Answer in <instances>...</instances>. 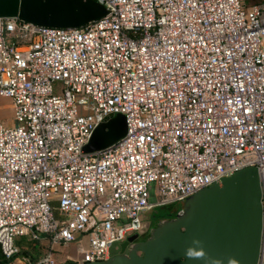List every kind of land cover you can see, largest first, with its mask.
<instances>
[{
    "label": "built area",
    "instance_id": "built-area-1",
    "mask_svg": "<svg viewBox=\"0 0 264 264\" xmlns=\"http://www.w3.org/2000/svg\"><path fill=\"white\" fill-rule=\"evenodd\" d=\"M94 1L105 13L76 27L0 17V264L54 263L19 256L17 236L84 235L79 263L106 259L145 212L248 166L264 264V3ZM117 113L124 134L84 152Z\"/></svg>",
    "mask_w": 264,
    "mask_h": 264
},
{
    "label": "water",
    "instance_id": "water-1",
    "mask_svg": "<svg viewBox=\"0 0 264 264\" xmlns=\"http://www.w3.org/2000/svg\"><path fill=\"white\" fill-rule=\"evenodd\" d=\"M104 13L94 0H0V17L17 16L40 26L76 27ZM124 131V115L117 113L93 129L82 150L106 147ZM176 204L172 216L157 220L145 238L132 234L110 244L106 259L84 264L256 263L261 209L254 166L237 170Z\"/></svg>",
    "mask_w": 264,
    "mask_h": 264
},
{
    "label": "crops",
    "instance_id": "crops-1",
    "mask_svg": "<svg viewBox=\"0 0 264 264\" xmlns=\"http://www.w3.org/2000/svg\"><path fill=\"white\" fill-rule=\"evenodd\" d=\"M1 106L6 108L10 116L7 122L0 114V122L9 124L11 121V107L7 98L0 97ZM14 243L19 249V256H28L31 259H40L46 255L53 258V264H80V249L86 245V237L83 235L71 241L67 246L53 245L50 246L47 238L39 237L38 239L31 240L26 236L15 237Z\"/></svg>",
    "mask_w": 264,
    "mask_h": 264
},
{
    "label": "rangeland",
    "instance_id": "rangeland-1",
    "mask_svg": "<svg viewBox=\"0 0 264 264\" xmlns=\"http://www.w3.org/2000/svg\"><path fill=\"white\" fill-rule=\"evenodd\" d=\"M246 1V0H245ZM249 3H264V0H247ZM247 1H246V3H247ZM2 104H1V102H0V114L2 115V117L5 119L6 118V120H7V122L9 121V119H10V116H9V114H8V111L6 110V108H4V107H2L1 106ZM150 200H152V198L150 197L149 198ZM175 206H177V204H174V205H166V206H160V207H156V208H153L152 210H150V211H147V212H145L144 213V215H143V218H144V220L146 221V222H149L152 218H151V214H152V212H157V213H160V214H163L164 216H172V209H173V207H175ZM156 224V223H155ZM155 224L153 225V226H155ZM152 226V227H153ZM151 227V228H152ZM147 232H149V230L147 231ZM146 232V233H147ZM146 234H143L142 236H139V238H145L146 236H145Z\"/></svg>",
    "mask_w": 264,
    "mask_h": 264
},
{
    "label": "trees",
    "instance_id": "trees-1",
    "mask_svg": "<svg viewBox=\"0 0 264 264\" xmlns=\"http://www.w3.org/2000/svg\"><path fill=\"white\" fill-rule=\"evenodd\" d=\"M247 1V0H246ZM247 3H249L248 1H247ZM254 3V2H253ZM249 4H251V3H249ZM164 215L163 214H160V213H157V212H152V214H151V218H152V220H157L158 218H160V217H163ZM148 234V233H147ZM147 234L145 235V236H147ZM19 254H20V251H19ZM5 262H7V259H5L3 256H2V254H1V252H0V263H5Z\"/></svg>",
    "mask_w": 264,
    "mask_h": 264
},
{
    "label": "flooded vegetation",
    "instance_id": "flooded-vegetation-1",
    "mask_svg": "<svg viewBox=\"0 0 264 264\" xmlns=\"http://www.w3.org/2000/svg\"><path fill=\"white\" fill-rule=\"evenodd\" d=\"M166 217H170V216H163V217H160V218H158L157 220H159V219H161V218H166ZM157 220H150L149 222H147L146 224H145V234H147L148 232V230L157 222ZM147 232V233H146Z\"/></svg>",
    "mask_w": 264,
    "mask_h": 264
}]
</instances>
